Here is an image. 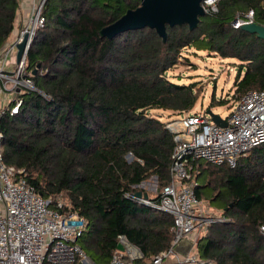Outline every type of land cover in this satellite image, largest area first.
Here are the masks:
<instances>
[{
  "label": "trees",
  "instance_id": "trees-1",
  "mask_svg": "<svg viewBox=\"0 0 264 264\" xmlns=\"http://www.w3.org/2000/svg\"><path fill=\"white\" fill-rule=\"evenodd\" d=\"M140 1L45 0L43 26L26 52L35 91L20 95L16 114L0 117L3 164L23 171L26 183L50 199L51 207L64 195L61 212L85 222L76 244L92 264H108L118 236L145 261L170 246L171 216L129 196L149 177L158 191L169 182L175 134L148 113L181 116L193 108L194 86L165 77L182 51L237 61L236 100L264 90V40L231 26L249 11L253 23L264 26V0H218L216 12L200 17L192 31L166 26L164 43L147 28L110 40L99 37L101 28ZM17 7L18 0H0V48L11 38ZM198 172L197 199L199 188L209 195L208 179H217L211 204L230 222L209 225L194 254L209 264H264L258 232L264 224V144L233 169L198 164Z\"/></svg>",
  "mask_w": 264,
  "mask_h": 264
},
{
  "label": "built area",
  "instance_id": "built-area-1",
  "mask_svg": "<svg viewBox=\"0 0 264 264\" xmlns=\"http://www.w3.org/2000/svg\"><path fill=\"white\" fill-rule=\"evenodd\" d=\"M45 0H30L28 12L13 37L0 48V117L17 113L20 95L35 88L26 71V52L35 30L43 24L41 14ZM218 0H204L205 13H215ZM253 23L252 12L236 18L231 26ZM24 40L16 62V44ZM10 96L9 98H7ZM8 99V100H7ZM6 106L2 107V102ZM180 130L175 134L170 154L169 182L154 198L129 196L139 205L165 213L172 218L170 246L148 261L125 237L118 236L108 264H209L188 252L180 257L173 247L181 239L196 244V230L221 219L203 215L195 195L198 164L233 169L251 149L264 144V90L248 91L234 101L233 111L224 119V127L201 113H183ZM1 140V134H0ZM124 158H129L126 154ZM137 187V186H136ZM63 204L40 197L25 181L23 171L2 162L0 147V264H92L76 244L85 222L73 212H61ZM224 220H222L223 222ZM264 238V224L258 228Z\"/></svg>",
  "mask_w": 264,
  "mask_h": 264
},
{
  "label": "rangeland",
  "instance_id": "rangeland-1",
  "mask_svg": "<svg viewBox=\"0 0 264 264\" xmlns=\"http://www.w3.org/2000/svg\"><path fill=\"white\" fill-rule=\"evenodd\" d=\"M42 26L43 24L36 30ZM12 37L13 36H11V38ZM237 65V61L221 59L216 56L207 55L204 52H198L193 55L191 50L187 49L182 51L181 58L177 60L175 66L165 73V77L172 82L184 85L192 84L194 86V92L197 98L189 113H201L209 110L212 114L224 119L234 109V101L236 99L234 98L235 95L232 93V83L237 73ZM9 97L10 96L7 98ZM211 99H213L214 102L211 103ZM7 100L2 102V107L6 106ZM210 104H213V106L210 107ZM148 114L158 121L163 122L169 131L175 132L180 130L179 121L181 117L175 115V113L155 110L150 111ZM124 159L128 161L129 158ZM208 182L206 187L212 189L209 195H206L207 190L199 188V192L201 193L199 196V210L207 217H212L215 220L221 219V223L215 221L214 223L206 225L204 228L196 230V239L204 234L209 225H219L230 222V219L223 215L222 210L213 207L211 204L212 195H214V193L216 194V187L220 185L219 181H217V179H208ZM198 185L201 186L200 180L197 182V186ZM136 190L141 194L145 193L148 197L154 198L158 192L156 179L154 177L147 178L136 187ZM56 201L67 206V201L63 194L60 195ZM214 205L218 206L219 204L215 202ZM222 220L224 221L222 222Z\"/></svg>",
  "mask_w": 264,
  "mask_h": 264
},
{
  "label": "water",
  "instance_id": "water-1",
  "mask_svg": "<svg viewBox=\"0 0 264 264\" xmlns=\"http://www.w3.org/2000/svg\"><path fill=\"white\" fill-rule=\"evenodd\" d=\"M202 4H204V0H141L137 8L125 11L116 21L101 28L98 35L100 38L110 40L124 32L147 28L153 30L161 42L164 43L166 26L172 28L186 25L188 31H192L197 27L198 19L206 14ZM239 29L264 40V26L250 23L241 25ZM24 40L25 38L15 46L16 62H18L23 51ZM205 114L215 125L225 126V122L219 116L212 114L209 110H206ZM133 197L141 198L144 201L148 200L147 195L145 193L141 194L139 191L135 192ZM192 246L193 244L189 239H181L173 247V251L184 258ZM116 249L121 250V247L116 245Z\"/></svg>",
  "mask_w": 264,
  "mask_h": 264
},
{
  "label": "crops",
  "instance_id": "crops-1",
  "mask_svg": "<svg viewBox=\"0 0 264 264\" xmlns=\"http://www.w3.org/2000/svg\"><path fill=\"white\" fill-rule=\"evenodd\" d=\"M29 4H30V0H18V7L16 10V14H15L14 26H13L11 36H13L16 33L21 23V20L26 16L28 12ZM194 248L195 247L191 248L189 252L194 253V250H195Z\"/></svg>",
  "mask_w": 264,
  "mask_h": 264
}]
</instances>
